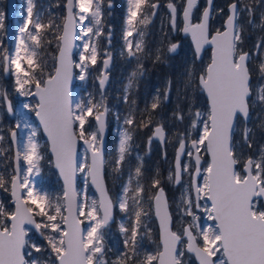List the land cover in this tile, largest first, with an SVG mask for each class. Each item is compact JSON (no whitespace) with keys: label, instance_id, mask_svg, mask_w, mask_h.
<instances>
[{"label":"snow or ice","instance_id":"obj_1","mask_svg":"<svg viewBox=\"0 0 264 264\" xmlns=\"http://www.w3.org/2000/svg\"><path fill=\"white\" fill-rule=\"evenodd\" d=\"M126 2L120 55L129 62L134 60L136 67L124 85L123 99L135 106L129 93L144 75L143 60L153 55L144 37L159 4L152 0ZM198 5L199 0H183L181 12L176 0L167 4L173 31L182 15L180 30L191 35L194 43L193 65L182 74L170 117L184 126L175 133V159L167 176L170 183L182 186L177 201L182 228L173 231L160 175L157 173L149 182L141 156H136L139 163L129 168L115 198L104 184L109 114L104 90L113 58L109 50L113 32L110 26L105 28L103 0H66L62 23L51 16L45 22L35 0H26L14 47L5 48L0 42V73L11 78L17 96L35 100L34 104L23 103L22 109L34 113L39 126L29 123L13 106L7 90L0 91V111L16 120L8 130L15 148L14 167L0 172V189L10 192L12 198L11 207L0 202V264H110L106 259V230L117 207L127 222L119 225L124 250L111 264H185L186 253L193 254L198 264H264V144L257 145L254 129L249 126L255 113L259 121L256 127L264 132V37L256 42L254 51L241 47L245 31L242 16L246 15L247 25L264 30V11H260L259 24L256 21L257 9H264V0H232L222 30L214 34L213 0H206L199 19L193 22ZM223 13L224 9L217 10V14ZM3 18L0 13V27ZM105 31L108 47L103 51L104 69L97 78L101 98L97 100L91 93L73 96L69 85L74 78L88 79L101 57ZM53 45L50 70L46 49ZM204 45L211 46L210 62L197 70L195 60L201 58ZM179 47L170 43L166 50L155 49L154 63H166L169 54ZM172 83L171 79L167 81L163 101L170 100ZM190 90L205 97L204 111L190 102ZM161 104V92L157 90L151 101L145 102L142 111L147 115L140 121L143 127L153 123ZM135 112L133 107L124 116L118 131L113 164L117 180H122L126 157L133 151ZM120 119L116 114V120ZM40 129L47 136L54 166L62 178V195H53L37 184L44 159L38 140ZM21 130L27 132L26 137H20ZM154 138L166 139L163 124L156 125L149 144ZM4 140L0 134V142ZM80 143L84 146L83 161L78 159ZM4 155L0 149V157ZM205 156L209 158L206 167ZM77 173L84 175V190L77 189ZM185 174L190 178L186 185ZM89 179L99 200L87 196ZM195 210L202 211L210 223L200 224ZM152 211L159 221L160 243L155 252H141L143 240L152 235L147 223ZM84 221L88 222L86 229L81 227ZM32 229L42 243L31 240Z\"/></svg>","mask_w":264,"mask_h":264},{"label":"rangeland","instance_id":"obj_2","mask_svg":"<svg viewBox=\"0 0 264 264\" xmlns=\"http://www.w3.org/2000/svg\"><path fill=\"white\" fill-rule=\"evenodd\" d=\"M124 1H125L124 2L125 10H124V15H123V22H124V16L126 13V8H127V2L126 0ZM63 2L64 0L60 1L62 8H63ZM221 2L222 4L220 6L219 4ZM35 3L37 6V10L43 13L45 22H47V19L50 16L54 17L57 23H60L59 19L61 17L62 21L61 19L60 21L61 23L63 22L64 14L61 15V10H60V16L59 15L57 16L56 15L57 12H55V7L59 6V0H35ZM224 3H225V0H217V3L214 5L213 19L211 21V31L222 29V22H223L225 15L217 14V10L221 9L222 6L224 7ZM53 6H54V9H53ZM25 9H26V0H16L15 12L12 14V17L7 18L6 0H0V13L4 14V18L2 21L3 26L0 27V42L3 43V46L5 48L12 49L14 47L15 36L18 31V26L23 23L22 18L25 15ZM260 11H264V9H257V12H256L257 24H259ZM107 15L109 16L110 14L107 12ZM246 20H247L246 15L242 16L241 23L244 25L245 31H244V40H243V44L241 47L244 50V47L249 46L250 51H254L256 42L262 37H264V30H261L259 27H252V26L247 25ZM123 22L121 26V31L123 27ZM166 24L168 25V19H166ZM166 24L163 21L159 23L160 26L162 25L166 26ZM159 25H157L156 28ZM105 28L107 29V26ZM166 29H167V26H166ZM146 32H147V29H146ZM121 37H122V34H121ZM144 40H145L146 45H148L149 39L147 37H144ZM122 44H123V41L121 39L120 46L116 47L114 44H111V48L109 49L110 51H112L114 55V59L116 58V62L115 63L113 62L112 64L114 75H113V72H111L110 82L104 90V101L107 107L109 108V114L107 117V124H108L109 131H108V138H107L106 149H105V164L109 165L110 171L108 173L112 177V179L110 178V184L109 185L107 183L106 184H107V189L109 191V194L113 198H115V196L120 192L121 183L127 180L128 170L130 168V166H127L126 168L124 166L125 175H124L123 181L119 182L120 180L116 179V174L113 172V164H114V160L117 154L116 149H117V143H118V131L123 126V118L125 115L128 114L130 110L133 109V107H135L136 109V112H135L136 114H141L142 118L145 117V115L147 114L143 113L142 111L145 108V102L151 101L152 96L156 94L157 90H159L160 92L161 90L164 91L165 87L167 86V81L169 79H171L173 82L171 99L174 104L170 105L172 101H169L168 103L163 101V96H162L163 91H162L161 92V100H162L161 107L153 115V123L146 128L148 129V131H150V134H148V137H147V144H146L147 150L143 154H139L133 150L130 157L136 158V156L139 155L143 158V161H145L146 164L147 162H149V160L154 163L155 159L151 157V155L154 152H156L157 145L155 143H154V146L149 145V137H151L150 127L152 128L156 124L165 122L167 123L166 126L168 127L167 129L168 132L170 134H173L174 136H175L177 129L182 130L184 127L183 125L174 123L170 119V117L173 112L172 109H174L176 106V96H177L176 90H177V87L180 86V81L184 79L182 74L185 72L186 68L184 69L176 68L171 64L169 60L166 63H160L159 69L161 70L162 73L160 74V76L158 75V78L156 77L151 78V80L149 81H147V78L145 75H143L140 78L141 83L139 85V97L138 99H135L136 105L133 106L130 103L126 104L123 99L124 85L127 83V78L129 74L136 67V62L134 60L129 62L126 56L122 57L120 55ZM107 47H108L107 31H105L104 37H101V57L98 60L97 65L91 69V74L86 81H80L79 79L75 78L74 85L72 86L73 96L83 97L87 93H91L97 100L101 98L100 88H99V83H98L97 78L100 76L101 71H102V59L104 57L103 51ZM209 60H210V50H208V52L204 55V57H202L200 61H195L194 66L197 70H199L202 67H204L209 62ZM143 64L145 68L144 60H143ZM192 65H193V61L188 63L187 67H190ZM89 84H91L92 87L88 88ZM3 89L7 90L13 102V106L18 111H21L22 115H24V117L28 119L29 123H31L34 126H38L36 120L33 117V113H28L26 110L22 109L23 103L34 104L35 100H33L31 97L24 98V97L17 96L13 90L11 78L10 77L5 78L4 75L0 73V91H3ZM134 89H135V86L133 87L131 91H133ZM189 94H190V102L194 103L195 108H200L202 111H204L205 109L203 106L205 104V97L199 92H195L193 94L191 90ZM130 100H133V99L130 98ZM166 104H167V107H166ZM185 111H187V108H185ZM116 114H119L121 117L119 122L116 120ZM255 115L256 114L254 113L253 122L249 126L254 129V136L257 141V145L264 144V138H262V136H264V132H262L261 129L256 127L259 121L255 119ZM15 123H16V120L13 117L10 118L6 114L5 111H0V129L3 130L2 133L0 134H3L5 136V140L3 142H0V149H3L5 152V155L0 157V172L11 171V168H12V145L10 142V135L8 134V130L10 127H14ZM21 128H23L22 125H21ZM19 135L21 138H24L26 137L27 132L25 130H21ZM38 140L40 141V144H42L41 142L43 143L46 142L44 138L41 141L40 132L38 135ZM132 145L134 146L135 143L132 142ZM173 149L174 148H172L171 150L169 149L171 152V155L168 158L170 165L169 163H166V166H165L167 169V170L165 169L164 171V175H165L164 180L167 182L166 184L169 183V181L167 180V176H168L170 168L172 167ZM40 150L41 152L43 151L42 149ZM83 153H84V146L82 145V143H80L79 144V158H78L80 161H83L84 159ZM130 157H126V160L129 159ZM207 160L208 159L205 156V160H204L205 167L207 166ZM21 164L23 165V161H21ZM49 164L51 165L52 169L55 172V175L52 177H50L49 175L50 173ZM155 164H157V162H155ZM40 167H41V173H40V176L37 177V184L44 187L46 190L51 192L53 195H56V194L62 195V191H63L62 184L57 177V173L55 169L53 168L51 160L50 161L45 160V156H44V159L40 162ZM147 170H151V168L148 167ZM189 179H190L189 176L185 174L183 178V183L185 185L188 184ZM115 185L119 186V191H117ZM76 186L78 190L85 189V180H84V175L82 173H77ZM86 191H87V196L89 197V199L98 200L96 194L91 189L89 183H87ZM181 191H182V186H177L175 190L171 191V197L169 198V203H170V208H171V213H172V218H173V228L176 231H180L182 228V222L177 212V201L179 200ZM9 194L10 192L0 189V202H3L6 206L11 207L12 202H11ZM81 198L83 197L81 196ZM201 203H204V202L201 201ZM145 207H147V202L145 203ZM115 209L117 210V212L120 213V210L118 207ZM195 212H196V215L200 217V220H199L200 224L206 225L207 223H210L209 221H207L206 216L202 211L195 210ZM151 221L152 219H149L147 222L148 227L150 229H152ZM121 222H127V218L125 217L124 214H122L121 216L116 214V216H114V221L110 223L108 229L106 230V241L105 242H106V247L109 249V251L106 254V259L110 262V264H111V261L116 259V256L119 254V252L123 251L121 243H120L121 234L119 232V225L121 224ZM87 225H88V222L84 221V229L87 228ZM151 232L153 231L151 230ZM29 236L33 242H35V238L39 239V237H37V235L34 233L33 230L29 232ZM152 238H153L152 235H151V238L147 236L145 237L144 239L145 246L144 248H142V252L145 250L149 252L157 251L158 241L155 242V240H153ZM39 240H41V238ZM147 247H149V250L145 249ZM184 259H185V264H189L188 261H191L193 257L191 254L186 253Z\"/></svg>","mask_w":264,"mask_h":264},{"label":"flooded vegetation","instance_id":"obj_3","mask_svg":"<svg viewBox=\"0 0 264 264\" xmlns=\"http://www.w3.org/2000/svg\"><path fill=\"white\" fill-rule=\"evenodd\" d=\"M230 1L232 0H225L224 7L222 6V9H224L223 15L225 16L227 15V5ZM122 2L124 3L125 1L124 0H103L104 24H105V27L106 26L111 27L112 32H113L112 44H114L116 47L120 46V42H121L120 37H121L122 31H118L117 29L114 28L115 22H114L113 16L115 13L116 5L119 4L122 7ZM152 2L158 3L159 8L155 10L156 14L154 17L151 18V23L148 25L147 32L145 34V37L149 39L147 49L150 53L153 54V55L148 56L147 59L146 58L144 59V63H145L144 75L146 76L147 81L151 80V78H155V77L158 78V75L160 76V74L162 73L161 70L159 69L160 63H154L155 49L163 47L166 50L167 45H169L170 43H178L180 47L178 48L176 53L169 54L168 60L171 62V64L174 67L179 68V69L187 68V64L193 61V56H194V51H193V47L190 41V36L186 35L183 31L180 30L183 28V24H184L182 15L178 16L177 30L173 31L172 25L170 23V12H169V9L167 8V4L169 3V0H152ZM176 2L180 4V11L182 12L183 0H176ZM109 3L112 5L111 8L108 7ZM216 3H217V0H213V8ZM205 4H206V0H199L198 8L194 12L193 22H197ZM221 4L222 2L219 5L221 6ZM124 10H125V4H124ZM107 12L110 14L109 16L107 15ZM123 15H124V12H123ZM166 19H168V25L166 24ZM161 21H163L166 24L167 29L165 25H162V26L159 25ZM122 22H123V19H122ZM157 25L159 26L156 28ZM214 31H211V32H214ZM208 50L210 49L206 48L203 51L202 57H204V55L208 52ZM202 57L199 60H195V61H200ZM103 59H102V65H103ZM113 62L114 63L116 62V58L114 59V55H113V58H112V61H111V64L108 70V82H110L111 72H113V75H114V71L112 67ZM4 77L6 78V76ZM140 83H141V79H139L137 84H140ZM4 90L5 89H3V91ZM162 91L163 90H161V92ZM131 93L132 91L130 92V94ZM169 101H172V99L170 98ZM169 101H165V102L168 103ZM171 104H174L173 101L170 103V105ZM166 107H167V104H166ZM159 124L164 125L165 132H166V139H164L163 146H161L155 139H153L152 143L149 145L154 146V143H155L157 145L156 152L160 151V155L164 160H168V158L171 155L170 150L174 148L173 155H172V165H173V158H174L175 149L177 146V143L175 141V136L168 132L167 130L168 127L166 126L167 123L163 122ZM152 128L150 127L151 131H152ZM165 154H166V158H165ZM166 186L167 187L164 188V190L169 199L171 197V191L175 190L177 185L169 182Z\"/></svg>","mask_w":264,"mask_h":264},{"label":"trees","instance_id":"obj_4","mask_svg":"<svg viewBox=\"0 0 264 264\" xmlns=\"http://www.w3.org/2000/svg\"><path fill=\"white\" fill-rule=\"evenodd\" d=\"M60 1L59 0V6H56L55 7V12H57V16L59 15L60 16V10H61V15H63V8H62V5L60 4ZM53 9H54V6H53ZM123 12H124V3L122 2V7L117 4L116 5V9H115V13H114V16H113V19H114V22H115V25H114V28L117 29L118 31H121V26H122V19H123ZM61 21H62V18L60 17ZM59 19V22L61 23ZM244 50H249V46L247 47H244ZM46 51L49 53V55L46 57L47 59V62H48V65H49V69L51 70V66H52V55L55 54V47L53 46L46 49ZM194 57V56H193ZM139 85L140 84H137L135 86V89L132 91V93L130 94V98H132L133 100L135 99H138L139 97ZM92 87L91 84L88 85V88ZM146 117V115H145ZM135 119H136V127H134L132 129V133H133V142L135 143V145L133 146V150L136 151L137 153L139 154H143L146 152L147 150V147H146V144H147V137H148V134H150V131H148V129H146L147 127H143L141 124H140V121L142 119L141 117V114H136L135 113ZM40 139L41 141L43 140L41 134H40ZM41 149L43 150V154L45 156V160H48L50 161L51 160V157L49 155V152H48V148H47V143L46 142H41ZM135 148V149H134ZM155 161L154 163L152 161L150 162H147L149 164V167L151 168V170H147L148 168V165L146 164L145 161H143V168H144V172H145V176L148 178V181L150 182L151 180V177H153L154 175H156L157 173H159L160 175V178H161V185L166 188L167 186V182L164 180V171L166 169V163H169L170 165V162L168 160H164L161 155H160V152L158 151L157 154L153 155ZM155 162H157V164H155ZM139 163V161L136 160V158L134 157H130L129 159L126 160L125 162V168L127 166H130L132 168H134L137 164ZM124 168V169H125ZM49 175L50 177L54 176L55 175V172L54 170L52 169L51 165L49 164ZM167 170V169H166ZM109 165L108 164H105V180H106V183L109 185L110 184V178L112 179V177L109 175ZM124 175H125V172L123 174V178H124ZM123 178L122 180H120L119 182L123 181ZM116 186V185H115ZM116 189L117 191H119V186H116ZM112 190V189H110ZM147 208V207H146ZM115 214H118L119 216H121L123 213H119L117 212L116 210V213ZM150 219H152L151 221V226H152V236H153V240H155V242L158 241V230H157V226H156V221H155V218L153 216V211L151 212L150 214ZM120 235V234H119ZM121 236V235H120ZM40 239V238H39ZM38 238H35V242L37 243H42V239L39 240ZM145 240H143V247L145 246V243H144ZM120 243H121V246H122V249L124 250V247H123V237L121 236L120 238ZM158 243L157 242V246H158ZM152 246V245H151ZM147 250H149V247L145 248ZM141 252H142V249H141ZM189 264H194V260L191 259V261H188Z\"/></svg>","mask_w":264,"mask_h":264},{"label":"water","instance_id":"obj_5","mask_svg":"<svg viewBox=\"0 0 264 264\" xmlns=\"http://www.w3.org/2000/svg\"><path fill=\"white\" fill-rule=\"evenodd\" d=\"M65 2H66V0H65ZM65 2H64V4H65ZM232 2V1H231ZM230 2V3H231ZM229 3V4H230ZM228 4V5H229ZM206 5V4H205ZM228 5H227V11H228ZM205 7V6H204ZM6 10H7V17H11L12 16V14H13V12H14V10H15V0H7V3H6ZM64 15H65V11H64ZM226 19V17L224 18V20ZM224 20H223V23H224ZM223 25V24H222ZM213 34L215 33V31L214 32H212ZM190 36V41H191V44H192V47H193V51H194V43H193V41H192V37H191V35H189ZM210 48V51L212 52V49H211V46L210 45H204V48L202 49V51H201V56H202V54H203V51L206 49V48ZM210 58H211V55H210ZM209 62H210V60H209ZM111 64V63H110ZM110 67V66H109ZM103 69H104V66L102 65V71H103ZM109 69V68H108ZM106 74H107V72H106ZM108 76V75H107ZM74 80L75 79H73L72 80V82H71V84L74 82ZM71 84L69 85V88H70V92H71ZM108 85V80H107V82H106V86ZM105 86V87H106ZM99 87H100V85H99ZM33 116H34V118H35V120L39 123V121H38V119L35 117V114H33ZM10 117V116H9ZM156 127V126H155ZM155 127H154V130H155ZM154 130H153V135H154ZM40 131H41V134L43 135V137L45 138V140L47 141V136L43 133V130L42 129H40ZM107 134H108V128H106V131H105V138H104V148H105V146H106V141H107ZM156 140H158L159 141V143H160V145L161 146H163V143H164V140L162 141L161 139H159V138H155ZM10 141H11V137H10ZM47 145H48V150L50 149V146H49V144H48V142H47ZM12 148H13V167H14V156H15V148H14V146L12 145ZM177 148V147H176ZM77 152H78V146H77ZM49 153H50V156H51V161H52V165H53V168L56 170V172H57V175H58V179L61 181V183H62V188H63V181H62V178L60 177V175H59V172H58V170L55 168V166H54V157H53V155H52V153H51V151L49 150ZM175 153H176V149H175ZM174 159H175V155H174V158H173V162H174ZM209 159V158H208ZM91 162V159H90V155H89V163ZM89 184H90V186H91V188L94 190V192L96 193V195H97V198H98V200H99V193L96 191V188H95V186L94 185H92L91 184V180L89 179ZM104 184H105V186H106V182H105V177H104ZM107 187V186H106ZM10 199H11V201H12V198H11V195H10ZM170 211V210H169ZM153 215H154V218H155V220H156V225H157V229H158V240H159V243H160V227H159V221H158V219L156 218V216H155V213H154V211H153ZM113 217H114V211H113ZM113 220H114V218H113ZM113 222V221H112ZM26 227H30L31 228V226H27L26 225ZM81 227L83 228V226L81 225ZM34 230V229H33ZM35 231V230H34ZM193 255V254H192ZM193 257H194V259H195V262H196V264H198V261L196 260V258H195V256L193 255Z\"/></svg>","mask_w":264,"mask_h":264},{"label":"bare ground","instance_id":"obj_6","mask_svg":"<svg viewBox=\"0 0 264 264\" xmlns=\"http://www.w3.org/2000/svg\"><path fill=\"white\" fill-rule=\"evenodd\" d=\"M155 154H157V152H154L152 155H151V157H154L153 155H155ZM149 162H150V160H149ZM147 165H148V167H149V164L147 163Z\"/></svg>","mask_w":264,"mask_h":264}]
</instances>
